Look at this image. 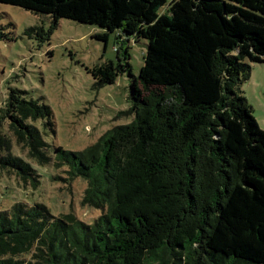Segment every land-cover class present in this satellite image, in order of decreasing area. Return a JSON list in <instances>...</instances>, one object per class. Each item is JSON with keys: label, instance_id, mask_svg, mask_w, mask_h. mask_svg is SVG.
Listing matches in <instances>:
<instances>
[{"label": "trees", "instance_id": "1", "mask_svg": "<svg viewBox=\"0 0 264 264\" xmlns=\"http://www.w3.org/2000/svg\"><path fill=\"white\" fill-rule=\"evenodd\" d=\"M0 2L52 17L28 37L43 40L67 18L96 26L105 42L112 31L146 40L137 76L126 47L88 70L97 86L131 76L132 120L82 150L57 145L52 158L32 123L51 128L50 107L8 88L0 170L39 184L12 135L38 164L66 166L61 180L83 178L81 204L101 212L87 223L43 203L0 209V264H264V131L241 90L264 62V0H170L162 13L166 0Z\"/></svg>", "mask_w": 264, "mask_h": 264}, {"label": "rangeland", "instance_id": "2", "mask_svg": "<svg viewBox=\"0 0 264 264\" xmlns=\"http://www.w3.org/2000/svg\"><path fill=\"white\" fill-rule=\"evenodd\" d=\"M169 1L159 9L160 13L166 12ZM52 20L49 15L0 2V27L7 35L0 38V106L8 88L25 90L27 98L48 105L51 128L45 124L47 118L32 123L50 144L48 153L53 158L54 146L82 150L107 130L132 120V114L127 112L131 76L124 72L113 83L97 86L88 70L110 60L115 63L116 49L126 47L131 73L137 76L143 64L146 40L127 39L112 31L108 32L105 42L97 36L101 31L96 26L67 18H58L43 40L24 33L32 26H42L47 31ZM121 56L126 58L122 53ZM241 90L251 115L264 131V62L252 64L249 79L242 83ZM3 131L11 135L8 130ZM11 141L12 153L32 165L39 175V184L35 188L24 185L15 176L0 170V209L16 201L43 203L55 216L73 212L87 223L100 214L99 209L81 204L86 186L83 178L61 180L60 177L66 176V166L56 169L52 165H40L19 149L12 135Z\"/></svg>", "mask_w": 264, "mask_h": 264}, {"label": "water", "instance_id": "3", "mask_svg": "<svg viewBox=\"0 0 264 264\" xmlns=\"http://www.w3.org/2000/svg\"><path fill=\"white\" fill-rule=\"evenodd\" d=\"M262 63V62H261Z\"/></svg>", "mask_w": 264, "mask_h": 264}]
</instances>
